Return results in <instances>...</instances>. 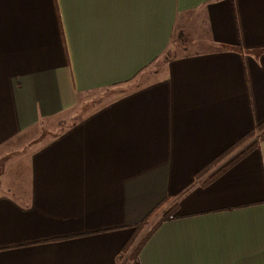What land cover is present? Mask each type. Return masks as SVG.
<instances>
[{"label": "crops", "instance_id": "crops-1", "mask_svg": "<svg viewBox=\"0 0 264 264\" xmlns=\"http://www.w3.org/2000/svg\"><path fill=\"white\" fill-rule=\"evenodd\" d=\"M263 125L264 0H0V264H264Z\"/></svg>", "mask_w": 264, "mask_h": 264}, {"label": "rangeland", "instance_id": "rangeland-1", "mask_svg": "<svg viewBox=\"0 0 264 264\" xmlns=\"http://www.w3.org/2000/svg\"><path fill=\"white\" fill-rule=\"evenodd\" d=\"M178 53H181L178 52ZM103 99L101 98V96L97 97V96H91L88 100V102H90L91 104L93 105H96L100 102V100ZM94 107V106H93ZM95 109V108H94ZM21 144V143H20ZM19 148H17L16 150L14 149L12 151V153H17L19 152L18 151ZM10 167H8V170H9ZM4 172V171H3ZM3 173H1L0 177L2 176ZM8 174V173H7ZM7 174L4 175L3 177V180L6 179L7 177ZM170 206L171 205H167V207H163L162 210H160L150 221L149 223H147L138 233L137 235H135L133 237V241H132V246H131V250L130 251H127V253H130L131 255L129 256L130 258V261L128 262V264H137V259L135 258L136 257V253H137V250L140 246V244L146 239V237L148 236V234L150 233V231L154 228V226L156 225V223L158 221H160L162 219V217L164 215H166V213H168L171 209H170ZM126 254V253H125ZM127 260H125V262L123 264H126Z\"/></svg>", "mask_w": 264, "mask_h": 264}, {"label": "trees", "instance_id": "trees-1", "mask_svg": "<svg viewBox=\"0 0 264 264\" xmlns=\"http://www.w3.org/2000/svg\"><path fill=\"white\" fill-rule=\"evenodd\" d=\"M168 57H166L165 59H167ZM264 130V125L263 126H261V127H258L257 128V132H261V131H263ZM256 132V133H257ZM255 136V132H253V134H250L248 137H247V139L246 140H243V142L242 143H244L245 141H247L249 138H252V137H254ZM224 157V156H223ZM222 159V158H221ZM221 159H219V160H217V162H215L216 164L218 163V162H220V160ZM215 164V165H216ZM214 166V164L211 166V167H213ZM212 179V178H211ZM210 181V180H209ZM166 203L167 202H163V204H161L159 207H157L148 217H147V219L141 224V225H139V226H137L136 227V230H135V235H137V233L147 224V223H149V221L160 211V210H162L163 209V207H165V205H166ZM171 210L168 212V213H166V215H164L163 217H162V219L160 220V222H159V224H157L156 226H154V228L150 231V233L148 234V236L146 237V239H148V237H150V235L152 234V232L160 225V223L161 222H164V221H167L168 219H170L173 215H174V213H175V207L173 206L172 208H170ZM145 239V240H146ZM144 240V241H145ZM132 241H133V239L131 240V242L129 243V245L127 246V248L125 249V251H128V249L132 246ZM144 241L140 244V246H139V248H138V250H137V253H136V259H137V254H138V252H139V250H140V248H141V246L143 245V243H144Z\"/></svg>", "mask_w": 264, "mask_h": 264}, {"label": "water", "instance_id": "water-1", "mask_svg": "<svg viewBox=\"0 0 264 264\" xmlns=\"http://www.w3.org/2000/svg\"><path fill=\"white\" fill-rule=\"evenodd\" d=\"M4 168H5V161L2 160V161L0 162V175H1V173H3Z\"/></svg>", "mask_w": 264, "mask_h": 264}]
</instances>
